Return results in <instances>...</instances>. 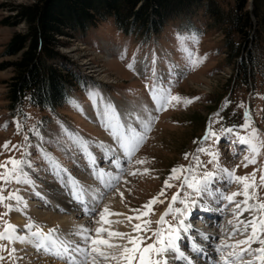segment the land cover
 Returning a JSON list of instances; mask_svg holds the SVG:
<instances>
[{
  "label": "rangeland",
  "instance_id": "obj_1",
  "mask_svg": "<svg viewBox=\"0 0 264 264\" xmlns=\"http://www.w3.org/2000/svg\"><path fill=\"white\" fill-rule=\"evenodd\" d=\"M214 1L223 12L234 6V0ZM31 2L33 0H0V64L10 63L17 58V55H3V52L11 35L24 29L23 23L8 26L1 22L13 15L10 10L12 4ZM251 3L252 0H247L246 9H251ZM224 39L223 28L212 25L203 7L188 17L169 22L159 35L147 42L117 32L110 22L90 28L82 35L77 33L74 38H62L63 44L58 46V51L64 55V59L56 60L54 64L81 75L82 81L69 91V100L54 110L26 104L20 112L11 114L7 109L4 81L12 75V68L9 66L0 69V145L8 142L9 148L13 144L18 146L15 151L0 148V160L14 156L21 161L16 169L9 165L6 170H0L9 173L6 180H0V187L3 188L0 195L5 197L4 201L0 202V214H3L0 215V232H4L7 237L9 230L6 231L5 225L11 224L9 214L18 210L25 216L22 226L13 227L11 231L26 234L31 238L30 232L33 228L26 227L29 225L26 219L30 212L22 206L30 204L31 211L55 212L60 217L63 215L64 220L71 218L74 225L81 224L87 237L85 243H80L81 247L86 249V264H92L95 257L91 252L92 247H99L110 256L117 250L108 249L106 245H93V239L107 240L117 247H130L124 237L143 234L142 231H133V226L137 223H140L143 229L144 222L147 221V228L152 233L161 229L162 240L166 242L167 229L173 222V210L175 207H183L179 200L183 198L186 185L181 187L180 181L185 175L189 178L194 175L199 180L205 169L217 171L211 163H207L213 159L208 155L209 150L217 154L214 162H218L222 168H227L233 176L252 177L247 180V183L252 185L248 191L250 196L255 191V196L249 203L258 208L259 203L264 202V182L260 180L261 174L264 173V77L248 79L246 83L234 81V64L226 60ZM128 64H133L134 68L129 69ZM137 68L139 71H136ZM153 69L156 76L154 81ZM149 83H154L157 90L163 89L172 95L180 96L181 102L157 110L148 91ZM185 100L188 102L185 103ZM145 106L149 108L152 119L149 122L147 116H144L149 130L145 132V139L140 141L132 152L131 160L122 153L119 169L106 163L101 158L103 150L96 146L102 143L105 148H109L112 144L109 131L97 117V111L108 110L122 117L131 114L135 118ZM244 113H247L246 117ZM206 124L210 126L209 133L213 135L205 136ZM241 124L244 126L240 127ZM222 128L233 130L225 132ZM69 133L88 142L93 155L99 160L98 165H93L90 158L83 154L79 144ZM239 136H243L248 143H241ZM42 145L53 156H49ZM200 147H203L205 152H198ZM197 157L203 167L197 166ZM26 160L32 162V168L27 167ZM252 160L256 163L253 164ZM100 168H104L106 173L102 180ZM172 169H176V172L173 173ZM186 169L190 171H185ZM13 172L15 175H12ZM116 175H119V180L112 178ZM221 175L224 176L223 180L214 176L208 184L215 196L236 192L238 195L234 197V202H242L245 199L243 183L234 180L227 173ZM75 180L80 182V187L72 184ZM106 180L112 183L104 185ZM169 184L172 187H168ZM217 188L220 193H215ZM73 189L76 197L80 199L83 194L85 197L96 199L95 205L87 208L91 212L90 215L75 216L78 204L74 203L72 209H65L48 197L50 194L67 195ZM188 191L191 193L192 190ZM9 193H12L11 197ZM173 194L177 196L176 201L171 198ZM112 198L118 199L125 214H122V211L112 212L99 207L101 201ZM196 199L198 208L184 218L185 224L190 227L187 235L194 237L193 231L195 233L204 229L205 217L202 215L201 206L211 207L216 215L217 223L207 230L213 234L215 243H220L222 237H225V243H235L250 234L249 227L243 234L234 233L232 237H227V232L232 228L229 220L235 223V219L251 218L248 212H242L240 217L234 218L230 211L233 202L222 198L214 199L206 192ZM7 205H11V208ZM145 205L148 207H144ZM169 205L172 206L171 209ZM253 211L259 220L261 213L255 209ZM101 213H104V220L100 219ZM136 215H140V220L135 219ZM161 217L163 223H160ZM55 225L58 226L51 223L47 224V227L57 230ZM98 227L102 229L99 234L95 231ZM220 229L222 233L218 235ZM71 230L68 231L70 235ZM110 232H119L122 235L109 236ZM69 233L62 237L63 241H67ZM197 234L200 235L199 232ZM260 236L264 237V233ZM150 242L155 243V239ZM0 245L7 249H0V257H3L0 264H22V259L28 257H31L32 262L43 259L46 264H64L62 259L55 258L54 261L49 258L50 254L36 258L38 251L33 252L27 247L16 246L6 238L0 240ZM183 245H186L184 251L197 261V257L188 250L187 244ZM248 247L236 246L235 251L239 252V260L236 263L262 264L255 258L258 253L249 255ZM250 247L254 249L260 245L257 243ZM241 248L245 250L240 251ZM208 250L212 251L216 258H220L212 245ZM229 251L234 249H226L225 258L235 259L227 257ZM95 258L98 264H103V257ZM148 258L161 261L165 259L166 264L183 263L176 262L169 253L153 252ZM106 264L121 262L110 259Z\"/></svg>",
  "mask_w": 264,
  "mask_h": 264
},
{
  "label": "trees",
  "instance_id": "obj_2",
  "mask_svg": "<svg viewBox=\"0 0 264 264\" xmlns=\"http://www.w3.org/2000/svg\"><path fill=\"white\" fill-rule=\"evenodd\" d=\"M234 0L223 12L214 0H33L12 4L13 15L1 24H24L11 35L3 55H17L0 69L12 68L5 82V99L11 114L26 104L54 110L69 100V91L82 81L81 75L54 61L62 38H74L90 28L110 22L119 33L143 42L159 35L171 21L188 17L198 8L224 30L227 62L234 64V81L246 83L264 77V0ZM61 38V39H60Z\"/></svg>",
  "mask_w": 264,
  "mask_h": 264
},
{
  "label": "snow or ice",
  "instance_id": "obj_3",
  "mask_svg": "<svg viewBox=\"0 0 264 264\" xmlns=\"http://www.w3.org/2000/svg\"><path fill=\"white\" fill-rule=\"evenodd\" d=\"M127 67L129 69H133V64H128ZM136 71H139L137 68ZM155 69H153L152 80L154 81ZM148 91L151 94V101L155 103L156 109L167 108L169 105H175L176 103L181 102V97L178 95H172L170 92L166 90H157L154 83H149L147 85ZM185 103L188 101L185 100ZM97 117L100 119L102 123H104L105 128L109 131V139L112 144V147L105 148L101 143L96 147H99L103 150L102 159L110 164L114 165L117 169L120 168V162L123 155L129 157L131 160L132 152L135 150L136 146L145 139V132L149 130L148 125L145 122L144 116H147V120L150 122L152 119L151 112L148 107H143L140 113H138L135 118L131 114H128L127 117H122L116 115L112 111L105 110L103 112L97 111ZM245 117L247 113H244ZM244 125L241 124L240 127ZM143 129V131H141ZM232 128H222V131L231 132ZM209 136L213 135L212 133L208 134ZM69 136H72L69 133ZM207 138V137H206ZM72 139L79 144V147L82 149L83 154L90 158L93 165H98L99 160L93 155L90 145L87 141L80 140L78 137L72 136ZM239 140L241 143H248L243 136H239ZM18 146L13 144L9 148L8 142H5L3 145H0V148L15 151ZM20 147H24L20 145ZM211 149V146H210ZM198 152H205L203 147L197 149ZM255 151V148H253ZM23 155V154H22ZM208 155L212 157V160H209L207 163H211L213 168L217 169V171H208L205 169L203 171V176L201 179L197 180L193 175L189 178L187 175L180 181L181 187L186 185V189L183 193V198L179 200V204L183 205V207H175L173 212V222L169 224L167 229V237L166 242L162 240V230L157 229L155 233H152L150 229L147 228V221L144 222V228L141 229V224L137 223L133 226V231H142V235H137L135 237H127L128 243L131 245L127 246H119L113 245L109 243L107 240L103 239H93L91 243L93 245H106L108 249H117L115 252L109 255L108 252L101 251L99 247H92L91 252L95 254V257H103V264H106L107 261L111 260H119L121 264H136L138 260V264H166L165 261H161L159 259L153 260L148 258L150 253H158L165 254L171 253L176 260H183L185 264H197V261L189 256L183 249V243H186L188 246V250L197 257H200L204 260L205 264H220L223 261V264H236V261L239 260V252L235 251L237 245H247L249 246L247 251L249 255H256L255 258L258 261H261L264 264V237H261L260 234L264 233V202L259 203L258 208L255 204H250L249 200L255 196V191H253L252 196L249 195V189L252 187L247 180L252 179L251 176L245 177L244 175L233 176V173L230 172L227 168H222L218 162L215 161L216 153L209 150ZM138 162V161H137ZM253 164L256 163L255 160L251 161ZM21 163L20 160L14 158V156H7L6 159L0 160V170H6L9 165L12 166L13 169H16L17 166ZM28 168H32L33 164L30 160L25 161ZM196 164L199 167H203L204 165L201 163L199 158H196ZM173 173L176 172V169H172ZM185 171H190V169H186ZM221 173H227L228 176L232 177L234 180L243 183V196L245 199L242 202H234V197L238 195L236 192H232L231 194L224 195L220 194L219 197L215 196L213 191L209 188V181L215 176L219 180H223L224 176ZM100 178L103 179V176L106 174L104 168H100ZM111 175V173H108ZM15 175V172L12 173ZM9 176L7 171H0V180H6ZM19 179V177H16ZM115 180H119V175L112 177ZM177 179H179L177 177ZM260 180L264 182V173L261 174ZM167 184V181H165ZM168 187H172L170 184ZM179 190V189H178ZM188 190H192L191 193ZM264 190V189H262ZM3 191V188L0 187V192ZM208 193L209 196H212L214 199H223L229 202H233V207L230 211L233 213L234 218H238L241 216L242 212H248L250 219H235V223L232 220H229L228 223L232 224L231 231L227 232V237L230 238L234 233H245L247 229L250 227V234L246 235L244 239L236 240L235 243H225V237L221 238L220 243H215L213 239H211L208 235L200 234L203 241L207 244L212 245L214 252L219 254L220 260L211 259L213 252L209 251L208 248L204 244H198L196 239L189 235H184L189 232V229L185 225V219L189 215L192 214L193 210L197 207V199L196 197H201L202 193ZM215 193H220V189L217 188ZM12 193H9V197H11ZM39 195V193H37ZM19 198V197H17ZM172 200L176 201L177 196L175 194L172 195ZM5 197L0 195V202H3ZM151 203V202H150ZM9 209L11 205H7ZM144 207H148L145 205ZM171 209L172 206L169 205ZM256 211L261 213V218L257 220V216L255 214ZM139 211V210H133ZM3 215V214H0ZM140 215H136L135 219L140 220ZM100 219L104 220V213L100 214ZM160 223H163V217H161ZM26 227H30V225H26ZM6 231L12 229L13 226L11 224L5 225ZM51 231V230H50ZM86 231V230H85ZM96 233L99 234L102 229L96 228ZM33 236L40 237L41 239H47V236H41L40 230L37 229L36 232L32 233ZM122 234L119 232H110L109 236H121ZM7 239L9 242L13 240V236L11 232H8L7 237H5L4 232H0V240ZM155 239V243L150 242ZM19 239L23 240V237H19ZM87 239V237H85ZM55 244L56 242L53 241ZM64 245V252L67 254L65 257L66 264H83L82 261H77L75 258L76 253H83L86 249L81 248L80 243L72 240L62 241ZM254 243H258L260 247H256L252 249L250 246ZM232 248L234 251L227 252V257H235V259L229 260L225 258L224 252L226 249ZM0 249H4L3 245H0ZM122 249V251L120 250ZM7 251V249H4ZM244 248H241L240 251H244ZM93 258L92 264H98L96 258ZM3 259V257H0Z\"/></svg>",
  "mask_w": 264,
  "mask_h": 264
},
{
  "label": "bare ground",
  "instance_id": "obj_4",
  "mask_svg": "<svg viewBox=\"0 0 264 264\" xmlns=\"http://www.w3.org/2000/svg\"><path fill=\"white\" fill-rule=\"evenodd\" d=\"M42 147H43V149H45L46 152L48 151L43 145H42ZM48 154H49V156H53V154L50 151ZM79 183L80 182L77 180L72 182V184H75V185L77 184V186L80 187ZM108 183L111 184L112 181L106 180V181H104L103 184L108 185ZM76 196L77 195L74 192V189H73V191H69L67 193V195H62V196L61 195L58 196L55 194L48 195L49 199L52 200L53 203H59L65 209H72V207H74L75 204H78L77 208L75 207L76 209H78V212L75 213V216L78 214L79 215H82V214L83 215H90L91 212H90V210H87V208L93 207L96 203V199L90 198L91 196L85 197L84 194H83V197L81 199L76 197ZM115 196H117V194ZM22 206L24 208L26 207V210H29V212H30V214H29V216H27L26 220L28 221V224L30 225V227L33 228V229L31 228L33 231L30 232L31 233V238H30L26 234H19L16 232L13 233L11 231V229H9V232H11V234L13 236L12 241L15 243V245L27 247L29 250H31V251L33 250V252L34 251L35 252L38 251L39 253L42 252L41 255L37 252L38 256H36V258H38V257L40 258V256H44L45 254H50L49 258H53L54 261H55V258L62 259L64 261V264H66L65 257L67 254L64 252V245L61 243L63 241L62 237L66 236L69 233L68 231L70 229H72L71 230L72 234L70 235V233H69V235L71 237L70 236L67 237V240L73 239V241H79V243L83 244V242L85 241V236H86L85 235V233H86L85 229L81 226V224L74 225L73 223H71V218H70V220L69 219L64 220V218L62 217L63 215L60 217L55 212L41 213V211L38 212V210L37 211H31L32 206L30 204H24ZM99 207H104L105 210L107 209V210L112 211V212H113V210L122 211L121 213L125 214L124 209L119 205L118 199H116V198L101 201V205ZM196 208H198V206ZM201 208L204 209V207H202V206H201ZM206 209L210 211L211 207L210 208L207 207ZM210 213L212 215L209 216L208 218H206V221L204 223L205 224L204 229H202V230L195 229V231L197 230L195 233L197 234V232H199L200 234L208 235L212 239L213 234L207 230L209 229L210 226H213L217 223V218H216V216H214V213L212 211ZM242 214H246V212H243ZM9 217H10V222L13 225V227H21L22 222H23V218L25 216L22 212H18V210H13L10 212ZM51 223L58 225V226L55 225L57 230H54L52 228L47 227V224H51ZM186 227L188 228V225H186ZM37 229L40 230L41 236H47L48 238L47 239H41L40 237L33 236L32 233L36 232ZM188 229H190V227ZM193 230H194V228H193ZM104 231L105 230H103V232ZM221 231H222V229L218 230L217 234L218 235H219V233L221 234L222 233ZM72 235H74V236H72ZM184 235H187V233H185ZM19 237H23V240L19 239ZM196 237L197 238H195V239H196V242L198 244H200V241L202 242V244L205 242V241L201 240L202 238L200 239L198 234L196 235ZM53 241H55L56 243L54 244ZM64 241H66V240H64ZM255 244H257V243H254V245ZM204 245L207 248L209 246H211V245L207 244L206 242L204 243ZM184 246L186 247V245H183V248H184ZM81 248H83V247H81ZM169 254H171V253H169ZM30 258L31 257H28L27 259H22V264H46L47 263V262H44L45 260H43V259H41V260L39 259V260L32 262L30 260ZM75 258L77 261H82L83 264L87 263V260L85 257V252L76 253ZM196 259H199L200 264H205V262L202 258L198 257ZM211 259L220 260V258H218V257L216 258V256H214V255H212ZM163 261H166V260L164 259ZM179 261L183 262L185 264V262L183 260H176V262H179ZM54 264H61V263L55 262ZM220 264H223V261H221Z\"/></svg>",
  "mask_w": 264,
  "mask_h": 264
}]
</instances>
